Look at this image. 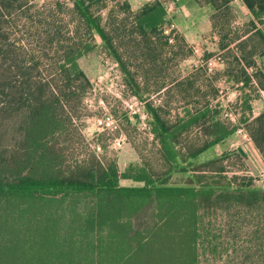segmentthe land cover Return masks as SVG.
Instances as JSON below:
<instances>
[{"label": "trees", "instance_id": "1", "mask_svg": "<svg viewBox=\"0 0 264 264\" xmlns=\"http://www.w3.org/2000/svg\"><path fill=\"white\" fill-rule=\"evenodd\" d=\"M196 1L212 7V25L223 34L220 48L231 51L234 44L236 50L223 61L224 71L199 64L179 79L176 64L195 50L174 28L164 33V25L172 20L161 0L138 10L128 0H73L72 7L55 0L46 8L31 0H0V264H219L225 253V264H233L228 253L235 245L244 252L243 224L253 220L251 216L264 215V184L229 175L232 156L245 163L237 152L195 160L240 128L264 160V110L256 117L232 111L234 122L221 116L222 105L216 102L223 76L242 79L247 86L252 78L247 67L256 66L257 59L264 65V0H239L249 21L230 39L224 33L232 32L235 0ZM110 2L115 6L109 7ZM16 31L25 38L12 39ZM96 37L123 71L126 92L131 90L148 114L151 141L145 146L150 154L141 155L124 172L105 146L104 154L93 150L75 157L70 152L76 136L82 137L78 112L87 89L93 88L79 59L94 49ZM253 76L264 89V69H256ZM242 107L251 109L249 100ZM121 125L123 120L111 130L120 131ZM7 131L9 147L2 141ZM122 179L137 184L122 185ZM149 203L156 206L161 222L155 227L178 230L183 240H120L109 245L103 240H3L6 229L41 224L51 228L59 207H66L64 214L70 208L82 219L88 215L100 220L107 207L136 212ZM220 212L226 214L232 236L229 231L214 233ZM255 236V245H261L264 237ZM109 250L122 252L124 259L110 261Z\"/></svg>", "mask_w": 264, "mask_h": 264}, {"label": "rangeland", "instance_id": "2", "mask_svg": "<svg viewBox=\"0 0 264 264\" xmlns=\"http://www.w3.org/2000/svg\"><path fill=\"white\" fill-rule=\"evenodd\" d=\"M54 1L55 0H31L33 5L40 8H46V6ZM60 1L67 3L69 7H72L73 5V0ZM120 1L122 2L123 0ZM144 1L145 0H136L132 7L137 9ZM161 1L166 6L168 18L172 20V25L168 22L164 25L166 30L164 33L169 34L174 28L175 35L180 37L185 35L187 42L195 50L194 55L186 58V60L183 61L184 63H182L181 68L185 72L191 70L193 66H196L195 64H202V62H204L202 60H220V62L214 66L213 69L215 70L221 68V62H226V60L232 58L231 51L234 52V50H236L235 45H231V51H225L220 48L223 34H220L212 25L211 15L213 9L211 6L200 4L196 0ZM112 6L115 5L110 2L109 7ZM231 6L235 14V20L232 25V32L229 30L224 33L228 39L235 36L233 31L238 28L242 30L245 24L249 21V16L245 13L243 5L239 0L233 1ZM102 15L104 20H106L108 10H104ZM228 18H230V16L223 19L228 20ZM13 38H25V35L21 37L16 31V33L12 35V39ZM172 39L173 42H175L174 38ZM102 44L101 39L96 37L94 41V49L79 59L80 66L91 80L93 88L87 89L85 95L86 99L84 106L82 107L84 109L80 108L78 112L80 119L77 120L76 125L82 132V137L76 136L75 141H78L73 146L77 148L75 149L72 146L71 148L73 149H71L70 152H73L75 157H82L85 152H93V150L99 154H104L105 146L107 147L106 154H108L109 157L117 158L120 168L123 170L128 164L137 161L138 154L139 156L150 154V147L148 148L145 146L147 141H151L150 136H148L146 132L149 130V127L147 126L148 114L144 111L143 103L132 96L131 90L127 89L126 92L123 71L119 64L104 50ZM130 47L134 50L137 49L133 43H131ZM181 52L183 55V51ZM164 57L167 58L168 56L164 55ZM177 57L180 58L181 54ZM175 64V60H172V66ZM44 67L49 69L47 64H45ZM45 72L46 71H44V73ZM175 72H178L177 68H175L174 74ZM138 79H142L141 76H139ZM153 80L155 83L157 82L156 79ZM232 86L233 85H221L223 90L220 98L216 101L222 105L221 116L223 118L229 117L232 111L235 112L236 110H239V106L236 103L237 92L233 89L234 86ZM153 98L158 101L156 95ZM135 114H138V120L134 118ZM112 115L118 116L120 119L116 122ZM122 120L123 125H121L120 131L116 132L111 130L116 128L115 125H118V122ZM5 130L6 129L4 128L1 131L5 133ZM237 131V138L240 140L237 144H243L244 149L259 166V169L253 171L245 163L232 156L229 161L231 170L229 175L232 176L235 174L237 176L254 178V185L262 186L264 184V165L259 161L258 152L253 145L250 147L248 146V143L251 141L247 131L245 129H238ZM9 139H11V137L8 135L7 131L2 140L6 147H9V145H7L9 144ZM130 140L137 143L143 153L138 151L137 154L132 144L129 142ZM97 143L100 144L102 147L101 149L97 148ZM228 145V142L225 144L222 143V145L219 144L215 148L210 149L204 155L200 156L195 162L199 163L206 159L219 156L223 152H229L232 154L233 151L228 149ZM1 148L3 147L1 146ZM123 182L125 184L130 183L125 180ZM218 215L219 216L215 221L216 223L214 224L216 226L214 233L217 235L219 230L220 233L226 235L229 231L231 232L230 236H232L234 233L233 230L229 229V224H226V214L220 212ZM252 217L255 221H246L242 228V236L246 243L244 252H238V245H235L236 249L228 253L230 259L236 264L240 263L243 258H246L245 264H250L251 261H253V264H264V240H260L261 245L259 246L254 243L258 242L254 241L256 240L255 235H258L257 238L260 236L262 238L264 237V215H255L251 216V218ZM248 218H250V216ZM245 232L247 233L245 234ZM252 237L255 239L252 240ZM232 242V244H234V241ZM225 256L226 253L218 259L219 264L225 262Z\"/></svg>", "mask_w": 264, "mask_h": 264}, {"label": "crops", "instance_id": "3", "mask_svg": "<svg viewBox=\"0 0 264 264\" xmlns=\"http://www.w3.org/2000/svg\"><path fill=\"white\" fill-rule=\"evenodd\" d=\"M128 1L130 2L131 6H133V4L136 2V0ZM150 1L153 0H145L137 9H134L133 7L132 8L134 10H138L145 3ZM243 8L245 10V13L247 14V11L244 6ZM184 37L186 36L184 35ZM183 61L185 60L179 61V63L175 66V68L178 69V72H175V76L179 79L185 77L188 73V71L185 72L181 68L182 63H184ZM261 64L262 63L260 62V59H257L256 66L247 67L249 74L252 76L251 81L249 82L250 85L245 86L244 81H242V79L237 81L234 80L233 77H230L228 75L223 76L222 81L218 83L220 87L221 85L234 86L232 87L237 92L236 103L239 106V110H236V112H239L237 113L238 116L240 115L256 117L264 110V89L260 87L257 79L253 76V73L256 69H264V65L262 64V66ZM195 65L198 66L199 64ZM221 65V68H218L216 70L224 71L227 68V65L224 64V62H222ZM165 90L166 87H164L161 91L163 97ZM155 94L158 95V93ZM147 95L148 93H144L145 97ZM134 98L137 99V97L135 96ZM244 100H249L251 109H243L242 106ZM237 132L238 131H236L235 134L227 138L222 143L225 144L228 142V149L241 154V156L244 157L245 164L250 167L251 170L257 171V169H259V166L252 160L250 155L246 152L243 144H237L240 142V140L237 138ZM250 141L251 142L248 143V146L250 147L251 145H253V147L258 152L259 161L264 165V160L261 153L256 148L251 138ZM129 142L132 144L133 148L138 154L135 143L131 140ZM222 143L219 144L222 145ZM219 144L215 145L212 148H215ZM139 157L140 156L138 154L137 161L128 164V166L131 164L138 163L140 161ZM126 168L123 170H121L120 168L121 172H124ZM124 180L130 183L125 184L123 182ZM121 184L136 185L137 183L132 179H122ZM63 209H66V207H59L58 210H55V218L52 222L51 228L45 227L46 224H41L42 228H14L12 229V231L10 229H6L3 240H103L106 245L113 244L114 242L118 244L120 240H183L181 234H179L180 231L178 230L170 228L157 229L155 227L159 223L161 224V222L157 218L155 210L156 206H154V203L144 205L140 210L136 212L125 211L123 206L119 205L107 207L103 210L100 216V220H92L95 219V217H88V215L87 217L86 215H84V218L82 219V216L80 214V216L75 215V213L72 212L73 210H71L70 208H68L67 214H64L61 212L63 211ZM8 232H10V234L12 235H9ZM203 239V235H200L199 240ZM129 244L134 245L136 244V242L130 241ZM107 255V259H109L110 261L114 259H124V254H122V252L118 250H109ZM232 263L235 264L234 262ZM223 264H225V262ZM229 264L231 263L229 262Z\"/></svg>", "mask_w": 264, "mask_h": 264}, {"label": "built area", "instance_id": "4", "mask_svg": "<svg viewBox=\"0 0 264 264\" xmlns=\"http://www.w3.org/2000/svg\"><path fill=\"white\" fill-rule=\"evenodd\" d=\"M204 62H202V64H206L210 69H213L214 66L220 62V60H213V59H209V60H202ZM222 63V62H221ZM230 118L232 121L236 122V115L231 113L230 115ZM241 130H243V128H240Z\"/></svg>", "mask_w": 264, "mask_h": 264}]
</instances>
